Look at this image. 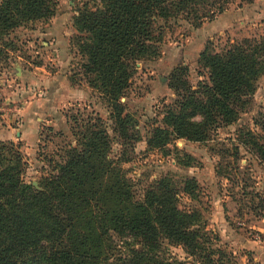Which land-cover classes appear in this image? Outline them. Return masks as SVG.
<instances>
[{
    "label": "trees",
    "instance_id": "trees-1",
    "mask_svg": "<svg viewBox=\"0 0 264 264\" xmlns=\"http://www.w3.org/2000/svg\"><path fill=\"white\" fill-rule=\"evenodd\" d=\"M73 18L74 45L82 74L98 92L108 125L97 115L67 116L74 144L60 150L38 186L26 183L20 146L0 143V264H177L161 258L164 243L178 246L199 264H215L210 236L194 209L191 177L164 174L140 185L126 176L135 158L138 124L121 99L136 64L161 55L165 31L180 22L198 29L227 11L233 0H91ZM250 4L252 0H241ZM56 0H0V63L8 62L16 29L54 18ZM195 86L176 67L166 79L176 101L162 127L152 126L150 150L171 140L203 142L216 128L235 123L253 108L256 83L264 74V36L243 39L219 52L207 41L198 56ZM254 129L237 130V145L264 161V111ZM256 129L259 132H256ZM119 147L111 155L112 145Z\"/></svg>",
    "mask_w": 264,
    "mask_h": 264
},
{
    "label": "rangeland",
    "instance_id": "rangeland-1",
    "mask_svg": "<svg viewBox=\"0 0 264 264\" xmlns=\"http://www.w3.org/2000/svg\"><path fill=\"white\" fill-rule=\"evenodd\" d=\"M96 4L56 0L51 21L29 23L8 38L14 50L7 63H0V143L20 146L26 163L22 178L34 187L51 172L60 150L74 144L67 116L93 114L110 124L101 96L82 74L83 59L74 45L73 18ZM263 36L264 0H233L227 11L198 29L180 22L165 31L158 59L136 64L121 99L136 119L141 139L134 160L123 167L127 178L137 185L164 174L174 180L193 178L194 192L180 195L178 204L198 212V225L211 238L215 264H264V161L239 147L236 135L243 126L255 130L253 120L264 111V74L256 83L253 108L235 123L216 128L207 140L176 139L150 150L146 139L152 126H163L166 110L175 104L166 81L173 69L187 68L188 81L195 86L204 80L197 61L207 41L219 52ZM118 150L113 144L111 155ZM160 256L177 264H199L167 243Z\"/></svg>",
    "mask_w": 264,
    "mask_h": 264
},
{
    "label": "crops",
    "instance_id": "crops-1",
    "mask_svg": "<svg viewBox=\"0 0 264 264\" xmlns=\"http://www.w3.org/2000/svg\"><path fill=\"white\" fill-rule=\"evenodd\" d=\"M61 41H62V39H59V40H58V42H61ZM59 45H60V44H59ZM61 45H62V44H61ZM64 45H65V44H63V46H64ZM11 136H13V135H11V133H9V132L6 134V137H10V139H11Z\"/></svg>",
    "mask_w": 264,
    "mask_h": 264
}]
</instances>
